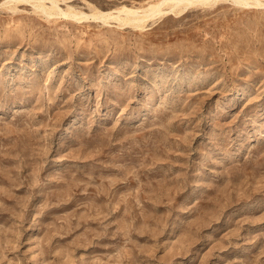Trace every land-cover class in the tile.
Here are the masks:
<instances>
[{"label": "rangeland", "instance_id": "obj_1", "mask_svg": "<svg viewBox=\"0 0 264 264\" xmlns=\"http://www.w3.org/2000/svg\"><path fill=\"white\" fill-rule=\"evenodd\" d=\"M37 1L0 2V264H264V5Z\"/></svg>", "mask_w": 264, "mask_h": 264}, {"label": "bare ground", "instance_id": "obj_2", "mask_svg": "<svg viewBox=\"0 0 264 264\" xmlns=\"http://www.w3.org/2000/svg\"><path fill=\"white\" fill-rule=\"evenodd\" d=\"M2 1V0H1ZM0 1V2H1ZM7 1V0H6ZM43 1V0H42ZM57 0L50 1L52 3L49 4L51 9H54L55 12H61L64 13L66 16L71 15L74 17H87L88 15L85 14V12H76V11H64V9L60 8V6L56 3ZM235 3L241 5V6H259L264 5V1L262 0H233ZM5 2V1H4ZM208 0H157V1H151L147 5L143 7H135V6H126L123 5L121 7H117L114 10H108V11H102L100 9H96L94 12L90 14L93 18H101V19H108V18H114L118 21L120 24H130V25H140L142 21L149 17H155L159 13H163L166 11L165 8L172 10L173 12H180L182 9H184L185 6L190 4H206L209 3ZM3 3V2H2ZM35 3L32 1V4ZM37 6L35 8H43L42 11L48 12L46 10L47 8L44 7V3H41L40 0L37 1ZM36 4V3H35ZM163 5L166 6L163 8ZM48 7V8H49ZM50 13V11L48 12Z\"/></svg>", "mask_w": 264, "mask_h": 264}]
</instances>
